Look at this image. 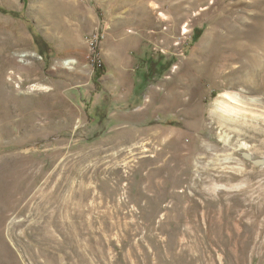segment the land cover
<instances>
[{
	"label": "rangeland",
	"instance_id": "1",
	"mask_svg": "<svg viewBox=\"0 0 264 264\" xmlns=\"http://www.w3.org/2000/svg\"><path fill=\"white\" fill-rule=\"evenodd\" d=\"M263 33L264 0H0V264H264Z\"/></svg>",
	"mask_w": 264,
	"mask_h": 264
},
{
	"label": "bare ground",
	"instance_id": "2",
	"mask_svg": "<svg viewBox=\"0 0 264 264\" xmlns=\"http://www.w3.org/2000/svg\"><path fill=\"white\" fill-rule=\"evenodd\" d=\"M257 42H259L255 48H253L252 59H251V68L249 71H252L254 76L259 73L263 69L262 65V57L264 56V33L263 36L258 38ZM261 51V52H260ZM128 119H131L127 117ZM71 232L76 233V229L70 225L69 226ZM78 232V231H77ZM76 235V234H75Z\"/></svg>",
	"mask_w": 264,
	"mask_h": 264
},
{
	"label": "trees",
	"instance_id": "3",
	"mask_svg": "<svg viewBox=\"0 0 264 264\" xmlns=\"http://www.w3.org/2000/svg\"><path fill=\"white\" fill-rule=\"evenodd\" d=\"M193 38L195 39L194 36H193ZM90 59L92 61L91 64L94 68L95 77L99 78V77L103 76V74L105 73V69H104V66L99 59L97 46L95 44L92 45V53L90 55Z\"/></svg>",
	"mask_w": 264,
	"mask_h": 264
}]
</instances>
